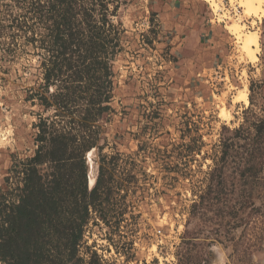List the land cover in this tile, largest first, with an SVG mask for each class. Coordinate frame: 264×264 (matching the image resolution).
Instances as JSON below:
<instances>
[{
    "label": "rangeland",
    "instance_id": "obj_1",
    "mask_svg": "<svg viewBox=\"0 0 264 264\" xmlns=\"http://www.w3.org/2000/svg\"><path fill=\"white\" fill-rule=\"evenodd\" d=\"M221 1L0 0V245L14 264H264V165L242 174L260 166L264 15ZM51 131L76 135L56 176L32 161ZM93 148L95 182L102 160L107 172L90 196Z\"/></svg>",
    "mask_w": 264,
    "mask_h": 264
},
{
    "label": "trees",
    "instance_id": "obj_2",
    "mask_svg": "<svg viewBox=\"0 0 264 264\" xmlns=\"http://www.w3.org/2000/svg\"><path fill=\"white\" fill-rule=\"evenodd\" d=\"M63 46V45H62ZM46 79L49 80L48 74L46 76ZM42 132V131H41ZM45 132V131H43ZM256 140H255V146L252 150V154L251 157L254 158L256 156H258V160L260 161L259 164L260 166L257 165H249L251 167L245 168L242 171V174L244 175V177H256V173L262 168V165H264V147L262 145V140L264 139V130L262 129V126H256V134H255ZM39 140L40 141H47V145H42L40 146V149L37 151V154L34 158H32V161L36 162V163H41L44 162L43 157H46L45 161H48L51 163V165H54L55 167V173L54 175L56 176V174L58 173V171L60 170L61 167H64L65 165H69V163L73 164V159H76L75 153L76 150L74 149V146L72 145L71 140H74V142L76 141V135H72L70 132L69 133H65V132H61V131H56L53 132L51 131L49 133V137H44V135L39 136ZM68 141L70 143V146L66 147H61V148H57L58 144L62 141ZM65 145V142H64ZM76 146V145H75ZM58 150H61V154L59 156L56 155V152ZM248 152V151H247ZM249 154V153H248ZM74 159V160H75ZM104 164V160H102V164L99 168V176L95 182V186L94 188L91 190L90 192V196L95 195L99 189L100 186L102 184L103 181V176L105 174L106 169L103 166ZM225 167H222L220 169H216L215 171H217L218 173H222L224 171ZM249 173L248 175L246 173ZM30 173L32 174H36V169H30ZM219 178V177H218ZM220 181L217 182L216 187L218 186H223V180L220 179ZM49 183V182H48ZM209 191L213 189L212 186H208ZM24 191L26 192V195L23 196L21 198V204L23 205L24 202L26 201L27 197H29V195L31 194V190H30V185L29 182L27 180H25V188ZM201 199H204V196L200 197ZM21 204L17 207L19 208L21 206ZM15 208L14 206H12V209ZM96 208V203L94 201V209ZM88 207H86V212H88ZM10 226H11V222H10ZM6 244V241H4L1 245H0V253H1V257L3 258V260L7 263V264H14L16 262V259L13 257V255H10V253H5L3 251V248ZM5 249V248H4ZM10 255V256H9ZM24 264H33V263H24Z\"/></svg>",
    "mask_w": 264,
    "mask_h": 264
},
{
    "label": "bare ground",
    "instance_id": "obj_3",
    "mask_svg": "<svg viewBox=\"0 0 264 264\" xmlns=\"http://www.w3.org/2000/svg\"><path fill=\"white\" fill-rule=\"evenodd\" d=\"M210 5L215 9V11L220 10L221 0H206ZM239 2V5L242 6L245 10L246 15L258 16L259 19L264 15V0H231ZM232 2V3H233ZM236 21V20H235ZM230 31L235 35L238 43L241 44L247 56H250L252 60L258 58L257 53L260 50L259 39L257 33H252L251 35H244V26L237 24V26L230 28ZM244 100L248 103L249 99L247 94L243 95ZM95 148L88 152V162H89V177L88 182L90 186L95 184V166L93 161V154Z\"/></svg>",
    "mask_w": 264,
    "mask_h": 264
},
{
    "label": "crops",
    "instance_id": "obj_4",
    "mask_svg": "<svg viewBox=\"0 0 264 264\" xmlns=\"http://www.w3.org/2000/svg\"><path fill=\"white\" fill-rule=\"evenodd\" d=\"M182 46H183V50L188 49V45L185 42L182 44Z\"/></svg>",
    "mask_w": 264,
    "mask_h": 264
},
{
    "label": "water",
    "instance_id": "obj_5",
    "mask_svg": "<svg viewBox=\"0 0 264 264\" xmlns=\"http://www.w3.org/2000/svg\"><path fill=\"white\" fill-rule=\"evenodd\" d=\"M87 158H88V155H87Z\"/></svg>",
    "mask_w": 264,
    "mask_h": 264
}]
</instances>
